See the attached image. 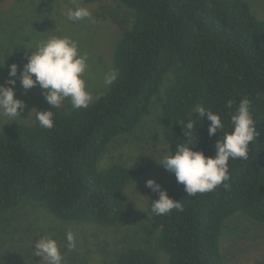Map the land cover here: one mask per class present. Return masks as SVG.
<instances>
[{"label":"trees","instance_id":"obj_1","mask_svg":"<svg viewBox=\"0 0 264 264\" xmlns=\"http://www.w3.org/2000/svg\"><path fill=\"white\" fill-rule=\"evenodd\" d=\"M70 1H111L131 12L112 54L119 78L87 109L74 110L70 103L49 109L55 112L52 129L35 118L0 130V218L31 201L66 222L112 227L128 212L132 183L157 174L182 210L155 215L152 200L159 197L149 189L150 221L139 228V244L119 252L115 264H225L221 239L228 222L241 216L264 224V19L249 0ZM245 97L259 135L247 159L229 161L227 186L188 196L157 162L164 156L149 152L131 166L100 168L109 145L151 116L165 156L183 142L212 156L223 132L210 137V121L198 114L195 127L187 129L193 109L220 114L224 132H230L232 111ZM229 100L235 101L231 110Z\"/></svg>","mask_w":264,"mask_h":264},{"label":"rangeland","instance_id":"obj_2","mask_svg":"<svg viewBox=\"0 0 264 264\" xmlns=\"http://www.w3.org/2000/svg\"><path fill=\"white\" fill-rule=\"evenodd\" d=\"M249 1L256 16L263 20L264 0ZM76 7L81 6L70 0H7L0 4V64L6 62L5 67H0V84L7 86L11 64H17L22 72L27 63L26 55H31L37 44L60 36L75 41L81 54L88 55L89 68L84 79L94 99L110 87L105 84L104 77L114 68L113 49L120 29L132 22L131 12L117 3L101 1L82 6L92 12L91 18L72 21L66 13ZM15 79L16 97L28 107L21 112V117L9 118L0 114V130L32 124L36 118L32 109H56L47 103L39 86L25 91L19 75ZM69 103L65 100L59 109ZM165 149L161 132L151 116L133 134L119 137L109 145L101 158L100 168L113 163L131 166L140 154L147 152L162 158ZM160 177L155 174L132 183L128 190V212L112 227L66 222L43 206L24 202L0 218L1 264H41L42 258L34 256L33 250L35 242L42 237L57 240L64 264H115L119 252L139 244V228L151 217L146 181L155 179L159 182ZM69 230L76 235L74 250L67 247ZM221 249L225 264H264V224H255L241 216L233 218L221 239Z\"/></svg>","mask_w":264,"mask_h":264},{"label":"clouds","instance_id":"obj_3","mask_svg":"<svg viewBox=\"0 0 264 264\" xmlns=\"http://www.w3.org/2000/svg\"><path fill=\"white\" fill-rule=\"evenodd\" d=\"M66 15L72 21H80L91 18L92 12L81 6L69 9ZM26 59L27 63L22 72L17 64H11L7 86L0 84V114L9 118L21 117V112L28 107L16 97L14 86L18 75L25 91L39 86L47 103L56 109H59L65 100L70 101L74 110L87 109L90 106L94 97L84 79L89 68L88 55L81 54L75 41L68 37H51L37 44L31 55H26ZM5 66L6 62L0 64V67ZM118 78L119 72L113 68L105 74L104 82L106 85H112ZM234 103V100H229L226 107L231 110ZM33 111L42 128L52 129L55 126V112L32 109L31 112ZM193 114H198V118L203 119L206 116L210 121V137L223 132V139L219 138L215 144V154L207 156L203 151L194 150L195 144L189 146L183 142L177 146L173 155H166L157 161L166 171L175 175L177 183L184 185L188 196L214 191L222 184L227 186L225 182L230 178L229 161L247 159L250 145L259 135L251 111V101L247 97L241 99L232 111L230 132H224L225 125L220 114L200 105L193 109L186 124L189 130L195 127L196 119H193ZM145 186L158 193V199H151V211L155 215L166 216L174 209L182 210L181 202L171 198L167 190L155 179H148ZM66 240L67 247L74 250L77 241L73 231L66 233ZM33 252L34 256L42 258L41 264H64V255L59 244L51 237L37 240Z\"/></svg>","mask_w":264,"mask_h":264}]
</instances>
